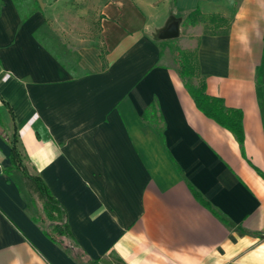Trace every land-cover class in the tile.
Segmentation results:
<instances>
[{
    "label": "crops",
    "instance_id": "crops-1",
    "mask_svg": "<svg viewBox=\"0 0 264 264\" xmlns=\"http://www.w3.org/2000/svg\"><path fill=\"white\" fill-rule=\"evenodd\" d=\"M37 1L22 19L0 0V264H85L35 221L21 172H4L15 129L91 259L264 264V0H87L97 24L77 1ZM197 7L228 33L185 23ZM192 38L207 93L242 112V145L179 75L175 48ZM153 101L162 133L143 119Z\"/></svg>",
    "mask_w": 264,
    "mask_h": 264
},
{
    "label": "trees",
    "instance_id": "trees-1",
    "mask_svg": "<svg viewBox=\"0 0 264 264\" xmlns=\"http://www.w3.org/2000/svg\"><path fill=\"white\" fill-rule=\"evenodd\" d=\"M15 2L22 19H26L27 16L35 10H40V5L37 0H15ZM198 22L204 23L207 30H209L207 32L211 34H227L230 27V20L228 18L221 15L203 14L197 7L186 15L185 23L195 24ZM41 34H45L50 38L48 31H44V29L37 31L35 35L41 43H43L40 37ZM57 47H61L60 44H57ZM59 60L61 63L63 62V65L67 66V68H70L61 58H59ZM175 62L178 67L179 75L187 91L194 99L197 108L207 117L230 130L237 141L242 145L244 141L242 112L239 109L226 107L222 98L211 96L207 93L205 77L200 73L197 48L191 50L187 47H176ZM191 78H197V84L192 83L189 80ZM143 119L147 122L154 123L162 133L164 124L156 101H153L144 111ZM0 125H4L1 119ZM10 159L12 165L10 168L5 169L4 172L10 173L11 170L15 169L22 173L24 183L33 204L37 207L39 205L42 212V216H34V219L35 221H42L46 224V235L85 264H102L99 260L91 259L87 256L85 251L81 250L72 234L65 208L54 197L42 176L28 169L25 163V154L21 148L16 129L11 138ZM191 189L195 198L201 204L211 209L219 216L212 208L211 204L203 198L201 193L194 187H191ZM219 218L221 217L219 216Z\"/></svg>",
    "mask_w": 264,
    "mask_h": 264
},
{
    "label": "rangeland",
    "instance_id": "rangeland-1",
    "mask_svg": "<svg viewBox=\"0 0 264 264\" xmlns=\"http://www.w3.org/2000/svg\"><path fill=\"white\" fill-rule=\"evenodd\" d=\"M55 1V0H54ZM74 2H73V4H75L76 3V1L78 2V5H77V8L76 9H79V10H82V11H79L78 10V13L79 14H81V17H83V19L84 20H92V22L94 23V24H97V21H96V19H97V16H96V13L95 12H93L92 10H90V9H88V10H86L87 9V0H73ZM49 20L50 19H47V21L49 22ZM48 25L50 24V23H47ZM60 29H61V27L58 25L57 26V30L58 31H60ZM90 29H91V27H90V25H89V31H90ZM84 34H86L87 32H83ZM100 46H102V43L100 44ZM182 47H187V48H189V49H191V50H195L196 48H197V38H192L191 40H190V42H189V44H185L184 46H182ZM192 83H194V84H197V82H198V79L197 78H191V79H189ZM25 163H26V165H27V161L25 160ZM27 167H28V165H27ZM28 169L31 171V172H36V171H34V170H31L29 167H28ZM19 171V170H18ZM22 174V173H21ZM35 214L37 215V216H42V212H41V210H40V206L38 205V208H37V210H36V212H35Z\"/></svg>",
    "mask_w": 264,
    "mask_h": 264
},
{
    "label": "water",
    "instance_id": "water-1",
    "mask_svg": "<svg viewBox=\"0 0 264 264\" xmlns=\"http://www.w3.org/2000/svg\"><path fill=\"white\" fill-rule=\"evenodd\" d=\"M40 3H41V5H42V2H41V1H40ZM179 34H180V32H179V30L177 29V30H176V34H175L174 37H178ZM174 37L164 38V37H161V35H159V34H156V35H155V38H156L157 40H160V39H169V38H174ZM1 172H2V170H1V167H0V173H1Z\"/></svg>",
    "mask_w": 264,
    "mask_h": 264
},
{
    "label": "bare ground",
    "instance_id": "bare-ground-1",
    "mask_svg": "<svg viewBox=\"0 0 264 264\" xmlns=\"http://www.w3.org/2000/svg\"><path fill=\"white\" fill-rule=\"evenodd\" d=\"M156 39V38H155ZM157 40V39H156ZM160 40H163V39H160ZM157 41H159V40H157Z\"/></svg>",
    "mask_w": 264,
    "mask_h": 264
}]
</instances>
